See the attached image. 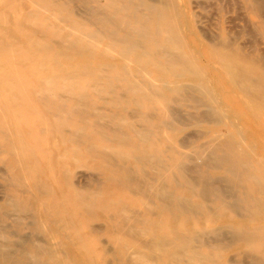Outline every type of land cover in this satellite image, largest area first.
I'll list each match as a JSON object with an SVG mask.
<instances>
[{
  "label": "bare ground",
  "instance_id": "obj_1",
  "mask_svg": "<svg viewBox=\"0 0 264 264\" xmlns=\"http://www.w3.org/2000/svg\"><path fill=\"white\" fill-rule=\"evenodd\" d=\"M1 1L0 5L3 2ZM11 1L8 2V6L13 10ZM42 1L44 0H32L37 5H41L40 2ZM66 1L73 3L74 7L80 5L81 8L76 7L74 13L80 12L93 28L75 24L68 28L72 33L77 32L79 34L67 41L36 40L29 41L25 45L11 35L19 33L18 26H8L7 32L0 28V139L6 141L10 152L11 150L16 152L18 155L17 164L21 166L23 171H26L24 173L31 174V172L37 171L38 157L36 158L35 155L40 140L35 132H23L19 128L21 123L32 127L33 121L29 117L37 116L36 120H40L41 123H46L48 127L56 130L59 126L69 124V120L76 117L81 125L72 134V138L74 140L82 138V134L85 133V117L92 116L93 111L101 107H95L89 103L88 92L83 89L84 84L79 81L68 82V87L64 84H62L64 87H59L58 82L52 81L54 78L60 77L72 78L76 76L75 73L80 71H87L93 79H105L106 92L111 95L108 99L110 103L125 101L134 107L126 109L127 106H122L123 110L126 111L125 115L112 114L104 120L97 118L92 122L90 121L96 131L105 135L107 141L115 139L118 142L116 146L107 145L102 148H98L92 142L85 148V151L99 157L105 162V165L108 164L111 167V172L109 171V174L102 181L98 179L100 183L102 182V188L99 185L98 189L89 192L90 196L75 190L71 200L50 203L48 208L56 214L66 213L69 215L74 214L75 210L81 207L90 210L95 205L105 211L111 194L109 188L112 187L111 183L117 180L119 183L123 182L130 188H134L138 193H142L148 198L150 204L169 214L168 217L164 215L159 219H144L142 221L149 223L141 229L140 234L150 233L151 239L148 242H143L148 245L151 251L150 256L160 254L167 259L183 260L184 264H218L213 257L214 249L218 251L232 243L238 241L251 242L254 239L261 240L258 244L264 246V233L249 230L245 226L233 228L219 225L207 230L191 232L187 231V227L182 224L188 215H197L205 211L220 216L221 207L237 215L243 214L245 218L249 216L250 219L254 215L264 212V172L249 160V152L239 146L235 137L216 134L202 143L194 145L193 150L178 153V156L163 154V150L152 142L151 136L154 134V130L151 126L173 128L177 124L188 125L190 119L197 120L199 117L203 118V116L207 117L208 115L210 117L207 119L209 122L213 116V119L216 118L217 120V118L225 115L214 105H207L208 100L212 103H215L216 100L210 96L207 100L211 90L207 86L209 81L204 75V67L199 65L197 59L191 54L192 52H188L189 48H187L188 51L185 49L187 42L182 33H185L187 29L182 26L178 18V15L180 16L178 7L182 6V1L181 3L180 0H156V3L153 1V3H145L143 0H106L104 3L102 0ZM52 2L56 5L60 4V0H51ZM255 3L257 2L255 1ZM6 20L0 14V21L8 24L5 23ZM57 20L62 21L64 19L58 17ZM54 35L58 38L62 36L60 33ZM102 38L107 39L106 44L102 46L103 57L112 56L113 58V54L116 53L123 60L121 65L106 62L104 66L106 69H110L111 73L104 75L94 72L95 66L90 62L97 58L95 54L100 52L97 48H99ZM54 45H58L57 50H53ZM216 45L217 54L222 61L219 62L227 70L229 69L230 74L227 73V76L232 75L233 81L231 82H235L234 85H239L243 89H239L242 94H244L243 91L247 94H244L243 99L248 98L253 102L256 100L255 109H259L258 104L260 103V109L264 110V82H262L264 69H261L263 72H259L258 69L255 70V66L257 67L258 64L254 62V60L261 62L260 67L263 68L264 56L263 60L253 59L250 55L249 59L246 57V61L249 60L246 63L252 62L254 67L251 66L252 68H250L247 67L248 65L243 66V63L246 64L242 60L243 55L240 58V55L237 54L238 57H236L233 51V54L229 52L230 49L227 54L226 52L225 54L219 53V45ZM220 45L224 49L227 47ZM228 47L231 48L230 45ZM209 51L212 52V50ZM215 53L216 56L212 57L218 59L219 57L217 58ZM62 57L70 60L76 59V64L70 66V68H74V73H46L44 71V68L51 67L50 61H59ZM238 58L242 60V66L235 64L233 67L234 63L238 62ZM18 60L26 61L29 68L22 71L18 70L15 67ZM253 63L255 64L253 65ZM64 66L60 64L58 68H64ZM133 67L138 69V74L133 73ZM260 67L258 65L259 69ZM30 76L42 80L39 82L42 86L39 87L38 91L42 94L48 93L43 95L41 100L47 110L52 112L55 120H49L40 114L41 110L34 106L28 95L29 84L31 83L29 81ZM114 77H120L123 82H114L112 79ZM184 78L199 81H183ZM261 82L263 86H261ZM102 84L99 83L98 85ZM164 89L171 93L170 104L165 107L167 111L165 119L157 120L155 113H144L139 110L146 108L143 106L144 101L153 103L152 109L156 110V103H159L160 100H166L167 95H164ZM56 90L70 92L73 96L68 99L59 95ZM102 90L99 88L96 91L101 92ZM250 96L255 99L253 100ZM195 105H203V107L205 105L207 109L203 111L204 113L189 112L183 114L182 108L197 109ZM105 108L109 109V106ZM208 109H210L211 115L208 114L210 111L206 112ZM124 116L139 118V124L134 125L137 127L134 129L136 140L127 135L124 128L130 123L123 119ZM218 122L217 124H219ZM205 135L206 131H201L198 136L203 137ZM191 136L192 133L188 132L179 138L177 140L179 147L192 148L193 138ZM80 153L78 150L65 149L58 154V158L64 160L68 154L74 156ZM29 157H33V161ZM128 157L134 158L139 164L152 166L155 176H152L144 166L140 171L132 169L125 162V158ZM21 159H25V161ZM212 168L219 169L223 174L211 173L210 169ZM85 182L83 183L85 184ZM45 186L41 182L37 184L39 194L42 193L44 197L49 191L48 187ZM83 187L85 188L86 185L80 188L84 189ZM176 187L182 191H177ZM186 193L197 196L201 201H193ZM97 195L100 198H97ZM42 199L44 200V198ZM212 201H215L220 209L214 210L209 205ZM10 206L12 209H18V205L13 201L10 202ZM149 208L150 212H155L154 208L152 209L151 206ZM0 215L8 216L7 212ZM180 216H185V219L177 223L176 220ZM120 218L121 231L129 235L134 234L132 227L125 223L126 218L123 215ZM31 219V222L28 221L29 224H32L28 234L17 231V226L22 224L19 219L15 223L9 224L0 219V264H49L42 256L44 254L50 255L52 250L43 236L40 238V232L32 231L37 230L38 226L35 224L36 217L34 215L31 216ZM9 237H14V239ZM199 246L210 249L201 251ZM246 257L248 260L243 258L241 262L239 260L236 262L264 264V255L256 256L250 253ZM125 260L129 264H148L144 262L146 261L144 259L130 260L127 258ZM151 264L163 263H157L153 260Z\"/></svg>",
  "mask_w": 264,
  "mask_h": 264
},
{
  "label": "rangeland",
  "instance_id": "obj_2",
  "mask_svg": "<svg viewBox=\"0 0 264 264\" xmlns=\"http://www.w3.org/2000/svg\"><path fill=\"white\" fill-rule=\"evenodd\" d=\"M2 1L0 5V14L3 15V19H7L5 23L7 22L8 24H4L0 21V28L2 31L7 32L8 26H18L19 33H13L11 35L24 43V45L29 41L36 40L48 39L51 41H67L69 38H74L79 34L77 32L72 33L68 28L75 24L93 28L80 12H78V14L74 13V9L76 7L81 8V6L77 5L74 7L75 5L73 3L66 0H60V4L57 5L53 3L54 1L51 3V0H44L40 2L41 5H37L32 2V0H15L13 2L11 0ZM9 1L13 3V10L8 6ZM143 1L145 3H156V0ZM255 1L258 4L255 3ZM104 2H106V0H102V3ZM179 2L182 6L178 7V14H180L178 18L182 26L187 29L185 33H182L187 42L185 49L187 51L190 49L188 52H192L191 54L197 59L199 65L204 67L203 69L205 71L202 70L204 71V75L208 78L209 82L207 86L211 90V94L208 95L207 100L210 97L216 100L215 103L208 100L207 105H214L225 115L217 118V120L215 118L216 121L213 119V116L210 119L212 120L211 122L207 120L210 118L208 115L207 117L203 116L204 120H201L203 119L202 117H199V119L197 118V120L190 119L188 125L181 126L177 124L173 128L166 126H158L155 128L151 126L154 130V134L151 136L152 142L163 150V154L178 156V153L193 150L194 145L202 143L213 135H231L238 140V144L241 148L249 152V160L264 172V110L260 109V103L258 104L260 110L255 109L257 102L252 96L250 97L253 98L254 102L248 100V98L245 99L247 102H244L245 100L243 98L246 93L243 91L244 94H242L241 90L243 89H241L239 85H234L235 82H231L233 81L232 75L227 76V73L230 74L228 72L229 69L227 70L226 67L221 65L222 63L220 62L222 61L216 50V44L219 45V48L217 47L219 53L225 54L226 52L227 54V51L230 49L231 51L229 52L231 54L235 53L236 57H238L237 54L240 55V58L243 55L244 58H242V60L243 62L245 61V63L249 61H246V57L249 59L250 56L253 59L258 58L263 60L264 0H180ZM60 7H62V9H60ZM58 17H62L64 20L59 21L57 20ZM56 33H60L62 35L61 38L56 37L54 35ZM100 40L102 41H100V46L97 48L100 52L96 53L95 55L97 58L90 62L95 66L94 72L103 75L110 74V69H106L104 66L105 63L111 62L121 65L123 60L116 53L113 54V58L112 56L103 57L102 46L106 44L107 39L102 38ZM219 43L223 46L228 43L231 48L226 44L225 47H227L224 49ZM57 49L58 45H54L53 50ZM209 50H212V52ZM229 52L228 54H230ZM212 53L213 55H211ZM214 53L217 54V58L219 57L218 59L214 58L216 56ZM240 58H238V62ZM251 59L250 61H253ZM242 60H240V63H234L233 67H235V64L238 66V64L240 65L243 63L241 62ZM76 62V59L70 60L62 57L59 61H50L49 64L51 67L44 68V71L46 73L68 72L72 74L75 71L74 68H70V66L75 65ZM254 62L260 67L261 62L259 63L257 60H254ZM249 63L245 65L243 63V66L248 65L247 67L252 68V62L250 63L251 65ZM60 64L65 65L64 68H58ZM254 64L255 63H253V65ZM258 65L257 67L255 66V70L258 69L259 72H263L261 69H264V67L261 68V66L259 69ZM28 66V63L23 60H18L15 63V67L20 71L27 70L29 68ZM149 69L152 70L151 68ZM230 71L232 70L230 69ZM133 73L138 74V69L134 68ZM75 74L76 76L72 78L60 77L54 78L52 81L58 82L60 85L59 87H64L62 84L68 87V82L79 81L81 84H84L83 89L88 92L89 103H92L95 107L101 108L94 110L92 116L88 115L85 117V133H83L82 138L78 140L72 138V134L75 133V130L81 125L76 117L69 120V124L59 126V128H57L58 131L48 127L46 123L44 124L41 123L40 120H36L37 116L34 118L29 117L31 121H33V124H31L32 127L21 123L19 128L23 132L33 131L40 140L35 155L36 158L38 157V163L36 164L37 171L31 172V174L24 173L26 171H23L21 166L17 164L18 155L16 152H12V150L10 152L6 141L0 139V170L3 169V171H0V214H3V212H7L8 214L7 217L0 215V219L8 224L15 223V221L19 219L22 224L17 226V231L22 234H28L32 227V224H29L28 221L31 222V216L34 215L36 217L35 224L38 226V229L32 231L40 232V238L43 236L52 250L50 255L44 254L42 256L49 264H109V261L110 264H129L125 262L127 258L130 260L144 259L146 260L144 262L148 264H151L153 260L157 263L162 262L163 264H184L183 260L176 261L167 259L160 254L158 256H150L151 251L148 245L146 244V246L143 243L151 239L150 233L140 234L141 229L149 225V223H143L142 221L144 219H159L164 215L168 217L169 214L155 207L153 204H150L148 198L142 193H138L134 188H130L129 185L123 182L119 183L115 180V182L111 183L112 187L109 188L111 194L105 211L95 205L90 210L81 207L75 210L74 214L69 215L66 213L56 214L53 210L48 208L50 203L71 200L70 198H73L75 190L90 196L89 192L94 191L93 189H98L99 185H101L100 188H102V182L100 183L98 179L102 181L106 175L109 174L111 167L108 164L105 165V162L99 157L85 151V148L92 142L95 143L98 148L107 145L116 146L118 142L115 141V139L107 141L105 135L96 131L94 126L90 124V121L92 122V120L97 118L104 120L112 114L125 115L126 111L123 110L122 106H127L126 109L128 107H134V105L125 101L110 103L108 99L111 95L106 92L107 90L104 86L105 79H93L87 71H80ZM112 79L117 83L123 82L120 77H114ZM133 79L135 78L133 77ZM29 81H31V83L29 84L30 88L28 89V95L32 99L34 106L41 110L40 114H43V116L51 121L55 120V117L52 116V112L47 110L41 100V97L48 93L45 92L46 94H42L38 91L39 87L42 86L39 82H42V80L30 76ZM183 81L198 82L199 80L184 78ZM262 82H264V80ZM262 82L261 86L264 85V83L262 85ZM99 83H103V86L98 85ZM99 88L103 90L97 92L96 90ZM239 89L241 90L239 91ZM163 91L164 95H167L166 100H160L159 103H156V110L152 109L153 103L148 101L143 102V106L146 108L139 110L144 113H155L157 120L165 119L167 115L165 107L170 104L169 97L171 93L166 89ZM56 92H59V95L67 97L68 99L73 96L70 92H62L61 90H56ZM257 101L259 100L257 99ZM254 103H256L255 106ZM250 105L251 107H249ZM107 106H109V109L105 108ZM195 106L197 109L188 107L182 108L183 114L189 112L202 113L207 109L205 105L204 107L203 105ZM207 111H210V109L206 110V112ZM209 113L211 115V111L208 112V114ZM123 119L130 123L124 128L127 131V135L130 136L131 139L136 140L134 129L137 127H134V125L137 123L139 124V118L124 116ZM217 122L219 124H217ZM201 131H206V135L199 137L198 135ZM188 132L192 133V148L179 147L177 140ZM110 136H112V134H110ZM239 136H241L240 139L243 137V141H240ZM3 148H5L6 151L3 150ZM65 149L78 150L81 152V155L75 154V158L73 155L68 154L67 158L61 160V158H58V154ZM29 159L33 161V157H29ZM21 160L25 161V159ZM167 160L170 162L169 159ZM63 162H65V165H63ZM125 162L135 171H140L144 166L152 176H155L154 169L150 165L139 164L132 157L125 158ZM210 172L215 175L223 174L216 168L210 169ZM115 174L117 175L118 173ZM39 182L46 185L49 189L45 197L44 195L42 196L41 191V195L38 192L39 189L37 188V184ZM83 182H85V184ZM83 185H86V190L84 187V189L80 188ZM175 189L177 191H182L177 187ZM186 194L190 196L193 201H201L197 196ZM91 196L93 197V194H91ZM42 198H44V200ZM97 198H100V196L97 195ZM11 201L18 205V209L11 208ZM148 205L151 206L152 209L154 208L155 212H150L151 210L149 211L150 208ZM209 205L214 210L220 209V206L217 205L215 201L210 202ZM220 210V216L205 211L197 215H188L186 219L185 216H180L176 222L179 223L185 219L182 224L187 227V231L191 232L207 230L221 225L223 227L230 226L233 228L245 226L249 230L261 231L264 233V212L254 215L250 219L249 216L245 218L243 214H241L242 216L240 214L237 215L222 207ZM121 215L126 218L124 221L132 227L134 234L129 235L121 231ZM9 238L14 239V237ZM260 241L259 239H254L251 242L238 241L231 245L224 246L218 251L214 249L213 257L215 262L218 264H241L236 261L239 260V262H241L243 258L247 259L246 256L250 253L256 256H262L264 255V246L258 244ZM109 247H112V249H109ZM198 248H200L201 251L210 249L200 246ZM139 251H141V253H139Z\"/></svg>",
  "mask_w": 264,
  "mask_h": 264
}]
</instances>
